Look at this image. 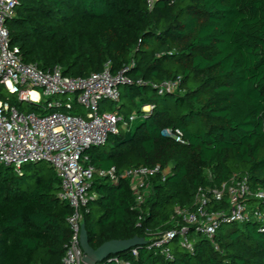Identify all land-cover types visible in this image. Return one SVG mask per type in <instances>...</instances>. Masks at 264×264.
Returning <instances> with one entry per match:
<instances>
[{
  "label": "trees",
  "instance_id": "1",
  "mask_svg": "<svg viewBox=\"0 0 264 264\" xmlns=\"http://www.w3.org/2000/svg\"><path fill=\"white\" fill-rule=\"evenodd\" d=\"M7 26L22 61L44 71L59 66L65 76L86 77L107 62L112 72L134 62L126 72L133 84L120 89L115 109L125 120L136 109V118L83 156L98 170L160 171L138 207L128 180L93 177L82 210L89 245L146 241L103 262L264 264V230L251 222L220 225L216 247L194 235L188 252L175 239L172 258L147 247L154 232L171 226L175 206L191 208L198 187L237 174L264 190V0H18ZM174 78L173 93L152 87ZM163 130H179L181 141ZM43 163L19 173L0 164V264H61L72 209L58 199L59 178Z\"/></svg>",
  "mask_w": 264,
  "mask_h": 264
},
{
  "label": "built area",
  "instance_id": "2",
  "mask_svg": "<svg viewBox=\"0 0 264 264\" xmlns=\"http://www.w3.org/2000/svg\"><path fill=\"white\" fill-rule=\"evenodd\" d=\"M17 3L18 0H0V164L11 165L18 173L28 163L45 162L54 169L60 181L57 197L72 209L66 219L70 235L61 264H88L80 245V231L84 222L82 210L91 198L89 188L93 177H107L112 183L128 180L134 207H138L150 194L151 178L160 171L158 165L132 166L120 172L114 167L98 170L86 164L87 157L83 156L88 147L103 145L109 133L117 132L119 123L125 126L136 118V112L125 120L116 109L101 111L99 105L103 100L119 102L121 86L133 84L126 72L134 62L117 72H112L107 62L100 71L86 77L65 76L59 66L44 71L36 64L24 63L18 49L10 45L7 26V21L15 15ZM179 82V78L166 79L152 87L163 95L177 91ZM2 90L9 95L4 96ZM67 92L75 94L76 99L58 100L60 94ZM41 98L45 99L41 109L21 107L23 101L39 102ZM74 103L84 106V113H72ZM146 106L149 109L143 111V106L142 112L150 110L151 106ZM162 133L181 141L179 130ZM169 171L168 166L162 174ZM207 176L212 179L209 171ZM234 222L256 223L264 230V190L253 189L245 175L233 174L216 186L198 187L191 208L175 206L171 226L154 232L147 247L172 258L173 241L177 239L182 248L192 252L194 235L206 237L216 247L214 238L220 225ZM132 254L136 256L135 248ZM111 261L130 264L119 257Z\"/></svg>",
  "mask_w": 264,
  "mask_h": 264
},
{
  "label": "water",
  "instance_id": "3",
  "mask_svg": "<svg viewBox=\"0 0 264 264\" xmlns=\"http://www.w3.org/2000/svg\"><path fill=\"white\" fill-rule=\"evenodd\" d=\"M81 236L80 245L85 253L84 261L88 264H95L97 262H103L109 255H117L132 247H136L144 244L146 241L140 237H132L124 240H110L102 243L98 248H92L88 243V234L84 226V222L81 224ZM110 261L109 263H111Z\"/></svg>",
  "mask_w": 264,
  "mask_h": 264
},
{
  "label": "rangeland",
  "instance_id": "4",
  "mask_svg": "<svg viewBox=\"0 0 264 264\" xmlns=\"http://www.w3.org/2000/svg\"><path fill=\"white\" fill-rule=\"evenodd\" d=\"M122 88H123V86H121L120 89L122 90ZM2 94L4 96H8L9 95V93L7 91H5V90H2ZM73 97H75V94L67 92L65 94H60L59 97H58V100L63 101L65 99H71ZM44 105H45V99L41 98L39 102H26V101H23L22 104H21V107L25 108L27 110H30V109H34V108L41 109L42 107H44ZM99 105H100L101 111H106V110H113V109L117 108L119 106V103L118 102H111L109 100H103V101H101L99 103ZM148 109L149 108L146 105H144L143 111H147ZM78 111H81V112L84 113V111H85L84 106H81V107L78 106ZM77 112L74 111V109L72 110V113H77ZM133 112L135 113L136 109L133 110ZM43 166L44 167H49L48 163H43Z\"/></svg>",
  "mask_w": 264,
  "mask_h": 264
},
{
  "label": "bare ground",
  "instance_id": "5",
  "mask_svg": "<svg viewBox=\"0 0 264 264\" xmlns=\"http://www.w3.org/2000/svg\"><path fill=\"white\" fill-rule=\"evenodd\" d=\"M32 95H33L34 97H36V93H35V92H33Z\"/></svg>",
  "mask_w": 264,
  "mask_h": 264
}]
</instances>
